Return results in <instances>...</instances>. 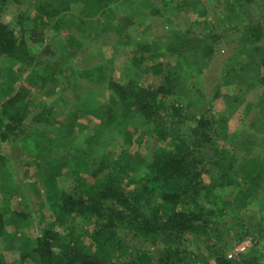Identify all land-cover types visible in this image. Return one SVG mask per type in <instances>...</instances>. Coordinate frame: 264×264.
I'll return each mask as SVG.
<instances>
[{
	"label": "rangeland",
	"instance_id": "obj_1",
	"mask_svg": "<svg viewBox=\"0 0 264 264\" xmlns=\"http://www.w3.org/2000/svg\"><path fill=\"white\" fill-rule=\"evenodd\" d=\"M21 1L7 5L3 14L5 21L12 22L16 14L27 8H31V12L35 13L32 9L33 0ZM95 1L73 0L69 12L50 19L42 35L29 44L28 53L35 57L34 60L0 63V126L5 122L4 103L15 97L19 91L26 93L21 108L27 113L28 123L26 133L22 137L11 136L8 142L0 141V154L5 156V164H0V178L4 177L7 169L16 183L14 186L4 184L8 194L6 196L0 189V213L8 217L14 210L35 211L39 209V201H42V214L45 217L43 224L50 223L56 229H61V238H64L65 242L69 241L70 245L73 241L88 245L95 220L85 221L77 214L68 215L65 220L64 216L58 218V213L49 207L46 199L47 186L43 184V180L37 181L41 198H37L27 184L38 176L45 175V170L36 167V164L47 162L48 175L53 178V183L58 189L68 190L76 184L84 189L91 180L84 169H77L75 164L70 165L68 161L80 160L65 157L67 152L68 155H82L83 150L93 146L98 151L108 150L116 155L136 150L140 154L148 155L151 150L161 145L163 140L160 142L156 136L150 140L144 139V127L139 114L127 119L114 111L113 101L116 99L108 88L110 80L126 83L132 78L133 82L143 85L155 81V76L143 71V68L153 62L150 51L143 52L144 59L137 68L126 67L138 40L155 48L157 54L163 52L164 57H160L161 60L166 56L170 58L169 63L179 60L178 68L185 79L188 92L185 95L173 96L172 101L184 106L189 98L200 99L209 106V114L225 129V137L216 139L214 144L207 148L209 153L215 158L221 153L231 152L230 155L237 156L236 165L247 164V167L254 171L264 170V114L256 117L264 111V106L259 104L263 101L260 99L264 95V85L258 80L254 81L253 87L244 93L232 82L224 83L225 73L230 68L234 72L239 70L247 57L237 54L244 42L239 39L243 29L239 27L232 31L231 24L225 21V16L228 19L238 17L235 14H226L225 5L231 0H103L96 2H101L99 9ZM76 19H85L91 23L89 35H85L81 28L76 26L79 21ZM204 20H207L208 24H205ZM113 22L124 26L122 34L130 37L125 39L128 41L126 45L117 41L118 36L111 27ZM180 32L186 33L191 39H204L219 32L223 34L212 39L210 56L200 57L201 49H198V45L195 47L188 44L183 48L184 57L176 58L168 47ZM257 43L264 44V35ZM61 53L68 55V66L62 68L58 74H47L44 71L45 61ZM186 57L188 59H185ZM34 106L40 109L41 106L51 107L52 117L30 124ZM102 111L105 113L107 124L103 128V121L96 116ZM187 126L188 122L175 124L180 134L185 133ZM95 134L99 135L98 141L91 143L90 139ZM42 135H59L57 142L51 146L49 158L39 153L46 143ZM164 142L170 144L168 140ZM215 168V163L208 166L209 170ZM126 176V184L136 183L135 174L129 173ZM234 179L239 182L240 176L232 178V181ZM235 184L213 192L217 201L230 202L237 189ZM259 195L237 211L232 212L231 208H228L225 216L220 218V227L223 232L224 229L228 231L226 237L232 246L244 245L242 253L251 248L258 249L257 255L262 262L264 237L256 236L259 231L264 232V192ZM32 213L30 221L6 226L5 234L0 237V250L7 263L18 264L20 255L34 244L39 235L40 227L36 224L38 214ZM250 217H253V221L249 220ZM247 222L253 226L252 234L235 242V234L243 232ZM119 227V235L125 237L122 230L128 228L125 225ZM125 239L128 245L151 251L155 256L159 255L162 248L160 239L142 240L130 236ZM209 242L211 240L207 241L203 234L187 236L185 246L192 259L188 264H213V249ZM228 252L227 250L226 254ZM120 255L111 253V257H107L116 260ZM124 256V260H129L131 251ZM238 258L239 256L231 259ZM25 262L31 264L29 259Z\"/></svg>",
	"mask_w": 264,
	"mask_h": 264
},
{
	"label": "trees",
	"instance_id": "obj_2",
	"mask_svg": "<svg viewBox=\"0 0 264 264\" xmlns=\"http://www.w3.org/2000/svg\"><path fill=\"white\" fill-rule=\"evenodd\" d=\"M97 1L103 0H96L95 3ZM21 2L0 0V63L34 60L35 57L28 53L30 42L36 41V37L42 35L50 19L69 12L73 0H33L32 9L35 13L31 12V8H27L16 14L12 22L5 21L3 14L7 5ZM101 2L96 3L97 9L101 8ZM225 10L227 16L238 15L234 19L225 16V21L231 24L232 31L239 27L243 29L239 39L244 42L237 54L247 57L239 70L234 72L230 68L225 73L224 83L232 82L238 90L245 93L253 87L254 81L258 80L264 85V44L257 43L264 35V0H231L226 3ZM76 20H79L76 26L81 28L85 35H89L91 23L85 19ZM203 22L208 24L207 20ZM112 24L111 27L118 36L117 41L126 45L130 37L122 34L124 26L116 22ZM222 34L219 32L204 39H191L186 33L180 32L177 33L176 40L169 44L168 50L175 54L176 58L184 57L183 48L193 44L201 49L200 57L210 56L212 39L219 38ZM145 50L152 53L150 55L153 62L143 68V71L155 76V81L143 85L133 82L132 78L126 83L110 80L108 88L116 99L113 101L114 111L127 119L139 114L144 127V139L150 140L156 136L163 142L148 155L140 154L137 150L116 155L108 150L98 151L93 146L83 150L82 155H68L67 152L65 157L80 160L68 161L70 165L75 164L77 169H84L91 180L84 189L79 184L68 190L58 189L53 183V178L48 175V163H37L36 167L43 168L45 175L38 176L27 184L36 197L41 198L37 181L42 179L43 184L47 186L46 199L49 207L58 213V218L64 216L65 220L66 216L77 214L85 221H95L88 245L76 241L70 245L69 241L65 242L64 238H61V229H56L50 223L43 224L45 217L42 214V201H39V209L35 211L14 210L8 217L0 213V237L5 234L6 226L19 225L21 222L23 224L30 221L32 212L38 214L36 224L40 227V233L34 244L20 255L18 264H25L26 259H29L31 264H188L192 259L185 246V240L193 234H203L207 241L211 240L209 243L213 249V264H264V260L260 262L258 249L255 248L240 254L238 259L228 258L226 251H230L235 245L232 246L226 237L228 231L224 229L223 232L220 227V218L225 216L228 208H231L232 212L237 211L250 199L257 198L264 192V170L254 171L247 167V164L236 165L237 156L230 155L231 152L221 153L215 158L209 153L207 148L214 144L216 139L225 137V129L209 114V106L200 99L189 98L184 106L172 101L173 96L185 95L188 92L185 79L178 68L179 60L169 63L170 58L166 56L162 61L163 52L157 54L155 48L138 40L127 69L140 65ZM45 62L44 71L47 74H58L62 68L68 66V55H54ZM24 92H17L15 97L3 105L5 122L0 126L1 142H8L11 136L22 137L26 133L27 113L21 108L26 94ZM263 96L260 99L263 101L259 102L261 106H264ZM168 101L171 102L167 104ZM45 106H41V109L38 106L33 107L30 124L52 117L51 107ZM104 114L102 111L96 115L103 121L102 128L107 125ZM263 114L264 111L256 117L259 118ZM184 122H188V126L185 133L180 134L175 124ZM58 136L42 135L46 143L39 152L40 155L48 158L51 156V146L57 142ZM98 136L93 135L91 143H96ZM165 140L170 144H165ZM211 163H215L216 168L209 170ZM0 164H5V156L1 154ZM129 173L137 176L134 185L125 183ZM237 175L240 176V181H232ZM7 183L9 186L16 184L10 171L6 169L4 177L0 178V189L5 196L8 195L4 186ZM232 183H236L237 189L230 202L217 201L213 192ZM249 220L253 221V217ZM123 225L128 228L122 230L125 237L160 239L162 248L159 255L155 256L151 251L128 245L125 237L119 235V226ZM244 226L243 232L233 235L235 242L252 234L253 226L248 222ZM256 237L263 238L264 232L259 231ZM254 239L252 240L256 243ZM129 251L131 258L124 260V255ZM111 253L121 255L112 260L107 257H111ZM0 264H10L6 262L1 250Z\"/></svg>",
	"mask_w": 264,
	"mask_h": 264
},
{
	"label": "built area",
	"instance_id": "obj_3",
	"mask_svg": "<svg viewBox=\"0 0 264 264\" xmlns=\"http://www.w3.org/2000/svg\"><path fill=\"white\" fill-rule=\"evenodd\" d=\"M243 250H244L243 244L236 245L227 253V257L228 258L238 257L242 253Z\"/></svg>",
	"mask_w": 264,
	"mask_h": 264
}]
</instances>
